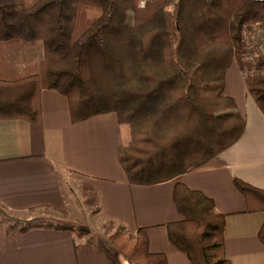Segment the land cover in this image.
I'll list each match as a JSON object with an SVG mask.
<instances>
[{
	"label": "trees",
	"instance_id": "trees-1",
	"mask_svg": "<svg viewBox=\"0 0 264 264\" xmlns=\"http://www.w3.org/2000/svg\"><path fill=\"white\" fill-rule=\"evenodd\" d=\"M0 0V64L7 49L41 40L39 74L0 71V121L43 120L42 90L67 97L71 120L113 112L130 129L131 144L118 158L130 184L152 185L199 168L243 136L247 118L226 93V73L237 62L248 94L264 115V55L248 58L246 23L264 25V2L255 0ZM247 210L264 214V189L235 177ZM86 201L98 191L83 183ZM183 218L167 224L170 241L192 264H232L226 251L227 214L214 199L183 182L174 186ZM100 210V209H98ZM66 215L48 207L24 211L0 202L8 236L32 228L73 230ZM264 243V223L259 231ZM118 264H168L150 250L148 228L123 225L107 239ZM90 241L88 240V243ZM92 243V242H90ZM79 247V244L76 245Z\"/></svg>",
	"mask_w": 264,
	"mask_h": 264
},
{
	"label": "crops",
	"instance_id": "crops-1",
	"mask_svg": "<svg viewBox=\"0 0 264 264\" xmlns=\"http://www.w3.org/2000/svg\"><path fill=\"white\" fill-rule=\"evenodd\" d=\"M12 50L7 49L4 58ZM16 52L11 73L3 68L4 58L1 73H40L43 41H23ZM242 75L237 64L231 65L225 87L247 118L240 140L207 164L152 185L129 183L118 150L132 138L115 113L73 123L67 97L42 90V123L20 118L0 121V202L16 211L48 207L66 212L76 206L75 189L80 192L87 182L99 195L94 219L84 217L88 223L102 229L108 225L112 231L123 225L129 233L147 227L152 252L164 253L168 264H192L187 253L170 241L167 228L183 218L173 194L175 183L183 182L212 197L216 209L227 214L226 251L232 264H264L259 237L264 214L248 211L244 195L233 183L238 177L264 189V115ZM87 239H79L73 230L46 227L8 236L0 223V264H118L104 245Z\"/></svg>",
	"mask_w": 264,
	"mask_h": 264
},
{
	"label": "rangeland",
	"instance_id": "rangeland-1",
	"mask_svg": "<svg viewBox=\"0 0 264 264\" xmlns=\"http://www.w3.org/2000/svg\"><path fill=\"white\" fill-rule=\"evenodd\" d=\"M145 1L146 0H142L140 4L144 5ZM249 23H246V24H249ZM253 23H257V24L249 26L250 28H246V39L250 41L262 40V37L264 35V25L258 22H253ZM243 40H244V43L249 47L248 43L245 41V37L243 38ZM17 50H18L17 48H13L11 52L9 51L5 55V58L3 61V68L6 70V73H11V63H14L16 61V59L13 60V57L14 55L17 54L16 52ZM256 52L259 56L264 55V52L260 54V50L258 48H256ZM233 64L236 65L237 62L234 61L232 65ZM81 190L82 189L80 188V192H79V189H75L76 197H77L76 206H74L71 210H67L66 215L64 216H60L59 214L57 215L59 218H61L60 221L62 224L76 225L78 227L87 228L89 231V234L86 236H83L81 239H85V238L87 239L88 237L87 241L89 240L90 242L97 243L101 247L104 245L103 247L106 250H109L108 249L109 247L107 245V241H108L107 239L111 234L117 231V228L112 231L109 229L108 225H106V227L103 225L105 228L102 229L99 225L92 224L91 222L88 223L87 220L84 219V217H90L94 219L92 215L93 213L96 212L95 210H97V205H95L96 201H93V203H91L92 205L91 204L86 205L88 201H86V199L82 196ZM119 259L124 264H127V262L124 261V259L121 256H119Z\"/></svg>",
	"mask_w": 264,
	"mask_h": 264
},
{
	"label": "built area",
	"instance_id": "built-area-1",
	"mask_svg": "<svg viewBox=\"0 0 264 264\" xmlns=\"http://www.w3.org/2000/svg\"><path fill=\"white\" fill-rule=\"evenodd\" d=\"M246 28H250L248 27H244V37H245V41L248 43L249 48H250V52L248 53V58L251 61H256L258 58V54L256 52V48H258L260 50V54H262V52H264V35L262 37V40H247L246 39ZM257 28V27H256Z\"/></svg>",
	"mask_w": 264,
	"mask_h": 264
},
{
	"label": "bare ground",
	"instance_id": "bare-ground-1",
	"mask_svg": "<svg viewBox=\"0 0 264 264\" xmlns=\"http://www.w3.org/2000/svg\"><path fill=\"white\" fill-rule=\"evenodd\" d=\"M254 24H257V23L250 22L249 24H246L245 27H248V26H251V25H254Z\"/></svg>",
	"mask_w": 264,
	"mask_h": 264
},
{
	"label": "water",
	"instance_id": "water-1",
	"mask_svg": "<svg viewBox=\"0 0 264 264\" xmlns=\"http://www.w3.org/2000/svg\"><path fill=\"white\" fill-rule=\"evenodd\" d=\"M255 1H263L264 2V0H255Z\"/></svg>",
	"mask_w": 264,
	"mask_h": 264
}]
</instances>
